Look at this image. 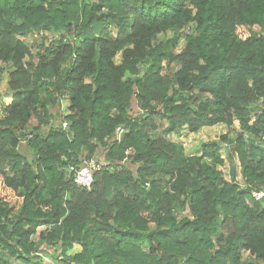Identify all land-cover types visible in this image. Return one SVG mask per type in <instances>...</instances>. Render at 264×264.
Returning <instances> with one entry per match:
<instances>
[{
	"label": "trees",
	"instance_id": "1",
	"mask_svg": "<svg viewBox=\"0 0 264 264\" xmlns=\"http://www.w3.org/2000/svg\"><path fill=\"white\" fill-rule=\"evenodd\" d=\"M0 70V264H264V0H0Z\"/></svg>",
	"mask_w": 264,
	"mask_h": 264
},
{
	"label": "rangeland",
	"instance_id": "2",
	"mask_svg": "<svg viewBox=\"0 0 264 264\" xmlns=\"http://www.w3.org/2000/svg\"><path fill=\"white\" fill-rule=\"evenodd\" d=\"M188 31H190V29H188ZM172 35L173 34L170 30H168L165 33L163 32V33L158 34L157 37L154 39V45H157L161 42H165ZM183 44H184L183 36L178 37L174 42L175 51L179 52L182 49ZM114 61L117 63V57L114 59ZM64 66H65V64H64ZM6 82H7V75H6V73H4L0 70V91L4 92V90L6 88ZM67 106L68 105L66 104V101L64 100L63 103L61 104V113L63 115L68 113L67 112ZM31 122L33 124H36L35 118H32ZM59 123L60 122L56 121L55 124L59 125ZM62 127L65 128L66 126L62 125ZM48 128H49L48 126L41 127V132L46 134L48 131ZM224 134H229V137L232 139H235L238 136V133L236 132L235 129L227 128L224 125H217L214 127H205L197 133H189L187 131H183L179 137L167 136L166 138L171 142L182 145V147L184 148L185 154L187 156L191 157V156H199L201 154L200 146L203 143L219 141L221 136H223ZM225 147L228 148V146H225ZM83 159L84 158H82L80 160V162ZM209 162L210 161L207 160L208 164H210ZM230 166H231L230 164L226 163V165L224 167H222V168L219 167V169L223 171L224 177L227 180L229 179ZM233 167L235 168V172H236V180L238 182H241V177H240V173H239L240 165H239V159L237 156L234 159V166ZM68 175H69V173H67V176ZM42 230H44V228L38 229L37 234L32 236L31 240L34 241L35 243L39 244L40 243L39 232H41ZM78 250H79V247L75 246L74 249L69 252V254L73 255ZM43 264H58V263L55 259L44 258Z\"/></svg>",
	"mask_w": 264,
	"mask_h": 264
},
{
	"label": "built area",
	"instance_id": "3",
	"mask_svg": "<svg viewBox=\"0 0 264 264\" xmlns=\"http://www.w3.org/2000/svg\"><path fill=\"white\" fill-rule=\"evenodd\" d=\"M63 126H66L63 124ZM100 170V165L95 158L83 159L78 168H71L72 181L76 186L89 189L93 183V174ZM252 196L255 200L264 198V192H253Z\"/></svg>",
	"mask_w": 264,
	"mask_h": 264
},
{
	"label": "water",
	"instance_id": "4",
	"mask_svg": "<svg viewBox=\"0 0 264 264\" xmlns=\"http://www.w3.org/2000/svg\"><path fill=\"white\" fill-rule=\"evenodd\" d=\"M223 148H224L225 154L227 155L228 152H227L225 146ZM229 178H230V183H234V181H235V169H234L233 166H230V169H229Z\"/></svg>",
	"mask_w": 264,
	"mask_h": 264
},
{
	"label": "clouds",
	"instance_id": "5",
	"mask_svg": "<svg viewBox=\"0 0 264 264\" xmlns=\"http://www.w3.org/2000/svg\"><path fill=\"white\" fill-rule=\"evenodd\" d=\"M66 125V124H65Z\"/></svg>",
	"mask_w": 264,
	"mask_h": 264
}]
</instances>
